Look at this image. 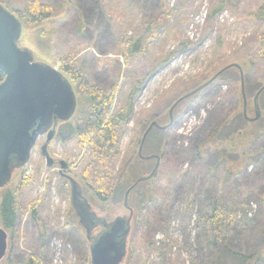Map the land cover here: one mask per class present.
Instances as JSON below:
<instances>
[{"label":"rangeland","instance_id":"1","mask_svg":"<svg viewBox=\"0 0 264 264\" xmlns=\"http://www.w3.org/2000/svg\"><path fill=\"white\" fill-rule=\"evenodd\" d=\"M27 1L0 0V4L12 11ZM41 1L51 8V17L36 28L22 24L19 45L27 48L34 60L59 71L63 60L72 64L88 85L107 92L114 88L115 111L129 110L127 119L116 128L117 151L108 168L112 178L124 185L132 183V174L131 180L123 176L139 163L137 151L143 133L152 121L166 125L151 129L150 148L144 154L155 152L161 159L157 175L137 189L147 190L151 184L154 193L139 210L133 205L136 198L133 204L128 201L133 215L126 257L120 264L210 261L213 253L204 248L202 224L196 218L207 204V189L216 191L220 198L231 196L244 202L236 213L237 226L229 227L224 243L237 253L260 250L262 257L257 264H264V187H252L247 176L264 160V150L253 153L264 143V134L247 150L252 152L251 163L244 166L239 182L225 175L223 167L210 171L217 157L206 150L213 148L207 138L220 126L222 116L229 119L226 131L233 120V125H241L242 119L237 118L243 116L240 79L234 70L223 71L220 78L182 100L171 123L168 117L179 97L229 65L235 52L247 53L255 63L254 70L243 71L246 113L254 117L253 98L264 83V58L259 55L258 43V37L264 41V19H256L252 13L264 0ZM219 2L222 9L215 12ZM130 44L136 46L133 53L129 52ZM63 75L75 93L76 108L70 119L75 123L88 104L73 81ZM259 107L255 126L264 130V104L259 103ZM65 130L61 128L48 144L55 164L48 167L40 154L45 135L40 136L27 163L15 168L0 188V200L6 191L13 192L17 200L14 224L11 230L4 229L7 249L0 264H24L32 255L40 264H90L85 230L71 205L68 184L57 171L59 160L67 163L98 215L110 221L129 214L123 205L126 188L106 202L92 198L83 178L89 150L80 149L78 140ZM239 149L226 156L230 161L225 162L227 168L238 158ZM140 164L136 172L147 175L154 161ZM236 182L241 186L235 190ZM222 225L228 226L226 221Z\"/></svg>","mask_w":264,"mask_h":264},{"label":"trees","instance_id":"2","mask_svg":"<svg viewBox=\"0 0 264 264\" xmlns=\"http://www.w3.org/2000/svg\"><path fill=\"white\" fill-rule=\"evenodd\" d=\"M221 9L222 2H219L214 11H220ZM12 12L22 24H26L30 28L39 27L46 19L51 17L52 13L51 8L41 0H28L21 9L12 10ZM252 16L256 19H264V2L255 12L252 13ZM79 18L82 19V16H79ZM258 43L259 55L261 58H264L263 39L258 37ZM131 46L132 45L130 44L129 52L133 53L135 52L136 46ZM231 63L239 64L243 71L250 69L254 70L253 67L255 66L254 60L250 58L247 53L242 52H235L234 60L227 64ZM228 70H234L233 73L237 76V80L240 79L237 68L230 67ZM60 71L63 74H66L83 94L87 101L88 109L82 112L79 119H76L75 123L70 121L71 118L66 122L59 123V127L57 126L58 130L56 128V134H59L61 128L66 129L65 131H67V133L71 134L76 140H78V146L80 149L87 148L89 150V162L83 173V178L86 183L84 186L92 194V198L95 201L100 203L106 202L118 191H122L124 188L127 189L138 177L144 175L138 173V171L136 172L138 167H141L140 163L143 164L144 161H140L137 165L134 164V167H136L134 169L130 167L129 175H127L128 170L126 171L123 176L124 180H131L130 174L135 178L133 182L128 185H124L123 181L120 179L115 180L109 174L110 170L108 168L110 160L116 153L118 145L116 128L121 122L127 119L129 110H127L128 108H125L115 111L114 88H111L112 90L107 92L103 88L88 85L81 71L76 69L72 64H68L63 60ZM220 74H223V72ZM220 74L216 77L217 79L221 77ZM3 79L4 73L0 71V82ZM263 95L264 90L259 95L260 105L264 104ZM237 115L238 114H235V117ZM237 118L242 119L243 122L241 121V125H233L235 122L233 120L231 122L230 130L226 131V124L229 119H227L226 115L221 117L219 120L220 123H218V126H220L217 129H214L211 135L207 138V142H210L208 144L213 146V148H209L208 146L206 150L214 153L217 157V161L213 164L214 166L209 168L210 171L223 167L225 175H228L239 182L244 171V166L251 163L252 152H247V150L251 149L259 142L262 137L261 135L264 134V130L262 128L260 129V127L256 128L255 123L258 122L257 120L249 122L245 120L243 116H237ZM225 119L227 120L224 121ZM151 136L152 130H149L142 145V150L144 152L147 148H150L149 143ZM214 136L215 138H213ZM216 138L219 139L217 140ZM201 146L202 145L197 146L198 152L200 151ZM238 149L240 151L237 155L238 158L232 160L233 162H231L230 166L227 168L226 163L230 161H228L226 156L230 155L233 151H238ZM262 150H264V143H260L253 153L260 154ZM156 175L155 172L153 177ZM247 176L248 179L250 178V183L253 184L252 187H264V160L261 162L260 166L258 165V167ZM150 179L139 182L135 191H132L131 193L129 198L130 203L133 204V199L136 198L138 202L136 201L137 204L134 203L133 205L137 210L141 208L147 196L154 193L151 184L148 186L147 190L138 191L137 189L139 186H142L143 183L151 182ZM237 182L236 185H234L235 190L239 189L241 186V184ZM208 185L212 186L210 182ZM212 192L213 190L210 191L207 189V204L202 210H199L196 213V218L202 224V234L200 238H202L204 248L211 251L213 257L206 263L199 262L198 264H257L258 260L262 257V252L260 250L249 254L241 252L237 253L229 248L228 243H224L225 235L230 230L229 227L237 226L235 220L236 213L239 209L244 207V202L231 198V196L220 198L216 191L215 193ZM16 211V195L11 191L4 192L0 200V227L8 231L11 230L15 221ZM225 221L228 224L227 227L222 225ZM245 225H247V223ZM200 233L201 232H199V234ZM147 242L151 245L150 240ZM24 264H40L39 258L32 255Z\"/></svg>","mask_w":264,"mask_h":264},{"label":"water","instance_id":"3","mask_svg":"<svg viewBox=\"0 0 264 264\" xmlns=\"http://www.w3.org/2000/svg\"><path fill=\"white\" fill-rule=\"evenodd\" d=\"M21 33L20 20L12 11L0 4V71L4 73V79L0 82V188L7 184L15 168L27 163L40 136L45 135L39 152L44 157L46 165L51 167L55 163L48 152V144L55 136L58 124L68 121L76 108L75 93L69 80L54 67L34 60L32 53L19 45ZM230 67H235L239 71L243 117L248 121L257 120L260 117L258 99L264 90V83L253 98L255 115L248 117L243 69L239 64L231 63L205 83L179 97L170 108V123L173 120L172 109L180 101L203 89ZM153 126L161 129L166 127L156 121L149 124L140 141L138 149L140 157L145 137ZM142 158L145 160L156 158V163L149 174L138 177L127 189L123 205L128 208L129 215L117 216L111 222L105 223L106 229L90 243V264H120L126 255L132 216V210L127 205L128 193L139 182L152 178L160 162V156L157 154ZM58 164L60 171L66 167L63 160H59ZM65 176L70 182L71 204L82 222L83 218L89 217L91 205L82 195L78 182L70 176ZM85 227L88 236L90 227ZM6 249L7 232L0 227V261Z\"/></svg>","mask_w":264,"mask_h":264},{"label":"flooded vegetation","instance_id":"4","mask_svg":"<svg viewBox=\"0 0 264 264\" xmlns=\"http://www.w3.org/2000/svg\"><path fill=\"white\" fill-rule=\"evenodd\" d=\"M181 102V101H180ZM179 102V103H180ZM178 103V104H179ZM177 104V105H178ZM177 105L172 109V117H173V112H174V110L176 109V107H177ZM172 107V106H171ZM170 107V108H171ZM169 111H170V109H169ZM169 115V114H168ZM157 123H158V121L157 120H155ZM169 121H170V117H169ZM248 121V120H247ZM159 124V123H158ZM160 125V124H159ZM162 126V125H161ZM152 128H158V127H156V126H153ZM151 128V129H152ZM150 129V130H151ZM146 138V137H145ZM141 141V140H140ZM140 141H139V145H140ZM138 149H139V146H138ZM145 152L142 150V156H148V155H153V154H157V153H155V152H152V153H149V154H144ZM158 155V154H157ZM137 156H138V158H139V162L140 161H142V160H144L145 161V159H143L142 158V156L140 157L139 155H138V151H137ZM159 156V155H158ZM161 159V158H160ZM149 160H152V161H154V165H155V163H156V158H152V159H149ZM56 163H58V161L56 162ZM55 164V163H54ZM59 165V164H58ZM154 165H153V167H154ZM153 167H152V169H153ZM151 169V170H152ZM58 174L60 175V177L61 178H63V180H65V182H67V184H68V188H69V195H70V198H71V190H70V182H69V180H68V178L65 176V175H67V176H70V177H72V178H74L70 173H69V167H68V165H67V163H66V167H64L61 171H60V165H59V168H58ZM151 172V171H150ZM75 179V178H74ZM76 180V179H75ZM77 181V180H76ZM78 182V181H77ZM134 183V182H133ZM132 183V184H133ZM78 184L80 185V183L78 182ZM131 184V185H132ZM139 184V183H138ZM138 184H136L130 191H129V193H128V197H127V203H128V201H129V197H130V195H131V193H132V191H135V188H136V186L138 185ZM130 185V186H131ZM129 186V187H130ZM80 187H81V192H82V195L87 199V197L84 195V193H83V187L80 185ZM128 187V188H129ZM127 188V189H128ZM127 189L125 190V193H124V196H123V200H124V197H125V195H126V191H127ZM88 200V199H87ZM70 201H71V199H70ZM89 202V201H88ZM72 205V204H71ZM91 205V204H90ZM73 207V206H72ZM128 207H129V209H131L132 210V215H133V209L130 207V205H128ZM126 209H128V208H126ZM73 210H74V212H75V209L73 208ZM129 211V210H128ZM94 213V215H92ZM75 214H76V212H75ZM129 215V214H128ZM77 216V215H76ZM118 216H120V215H118ZM78 217V216H77ZM117 217V216H116ZM127 217V216H126ZM131 219H132V216H131ZM82 222H80V218L78 217V222H79V224L83 227V229L85 230V237H86V240L88 241V244L90 245V243L92 242V241H94V239H95V237L99 234V233H101L103 230H105L106 228H105V226H104V224L105 223H109V222H111L112 220H110V221H108L105 217H103V216H100V215H98L93 209H92V206H91V208L89 209V217L88 218H83L82 220H81ZM130 222H131V220H130ZM85 226H88V227H90V231L88 232V236H87V233H86V227ZM131 228V227H130ZM88 237V238H87ZM126 257V256H125ZM124 257V258H125ZM124 260V259H123Z\"/></svg>","mask_w":264,"mask_h":264}]
</instances>
